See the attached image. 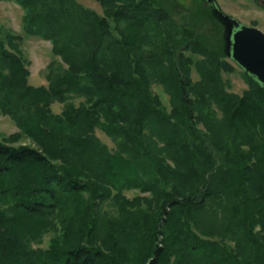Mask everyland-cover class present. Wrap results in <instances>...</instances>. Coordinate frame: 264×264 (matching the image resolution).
<instances>
[{
    "label": "trees",
    "instance_id": "1",
    "mask_svg": "<svg viewBox=\"0 0 264 264\" xmlns=\"http://www.w3.org/2000/svg\"><path fill=\"white\" fill-rule=\"evenodd\" d=\"M13 1L55 57L30 83L0 21L18 127L0 139V264H264V85L243 69L230 91L226 32L207 46L177 0Z\"/></svg>",
    "mask_w": 264,
    "mask_h": 264
},
{
    "label": "rangeland",
    "instance_id": "2",
    "mask_svg": "<svg viewBox=\"0 0 264 264\" xmlns=\"http://www.w3.org/2000/svg\"><path fill=\"white\" fill-rule=\"evenodd\" d=\"M83 4L97 9L99 12L103 8L95 0H80ZM179 5L175 8V19L184 23L183 25L192 26L200 39L211 48L222 49L224 47V29L222 23L213 14V7L206 4L205 0H177ZM222 10L227 14L239 19L243 24L257 26L264 31V0H218ZM24 8L13 0H0V21L8 28L20 33L22 37V48L25 55L30 59V83L41 85L47 83L46 71L49 62L55 57L52 52V44L49 40L40 36L26 34L22 28ZM229 60L234 62L236 70L233 72H222L225 80L230 83V91L242 93L247 88V82L243 75L244 71L230 57ZM194 79L199 78V74L193 67ZM155 92L160 93L164 100L169 104V96L163 87L158 84L153 85ZM60 110L62 104L59 107ZM18 131L15 122L8 116L0 113V139ZM98 134L111 147L113 141L107 137L101 130ZM22 143L17 141L14 144ZM136 191H128L133 196ZM49 236L45 238V244L48 243Z\"/></svg>",
    "mask_w": 264,
    "mask_h": 264
},
{
    "label": "water",
    "instance_id": "3",
    "mask_svg": "<svg viewBox=\"0 0 264 264\" xmlns=\"http://www.w3.org/2000/svg\"><path fill=\"white\" fill-rule=\"evenodd\" d=\"M211 1L217 0H207ZM217 7L216 14L233 22L232 27L236 28H232L229 34L226 33L228 56L264 85V31L257 26L243 24L239 19L224 12L220 4Z\"/></svg>",
    "mask_w": 264,
    "mask_h": 264
},
{
    "label": "flooded vegetation",
    "instance_id": "4",
    "mask_svg": "<svg viewBox=\"0 0 264 264\" xmlns=\"http://www.w3.org/2000/svg\"><path fill=\"white\" fill-rule=\"evenodd\" d=\"M207 2V1H206ZM206 4H208V5H210V6H212L213 7V10L215 11V12H218V5H219V3L217 2V1H211V2H207ZM223 25H224V32H228V34L231 32V30H232V28L235 30L236 28H235V26L234 27H232V25H233V22H229L228 20H224L223 19Z\"/></svg>",
    "mask_w": 264,
    "mask_h": 264
}]
</instances>
